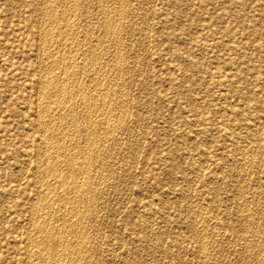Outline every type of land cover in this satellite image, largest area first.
I'll return each instance as SVG.
<instances>
[{
  "label": "rangeland",
  "instance_id": "rangeland-1",
  "mask_svg": "<svg viewBox=\"0 0 264 264\" xmlns=\"http://www.w3.org/2000/svg\"><path fill=\"white\" fill-rule=\"evenodd\" d=\"M53 57L86 67L94 105L113 93L112 112L74 101L99 144L79 202L45 173L54 99L43 83L65 80ZM80 207L81 240L69 224ZM42 215L64 224V249L37 247ZM263 246L264 0H0V264H264Z\"/></svg>",
  "mask_w": 264,
  "mask_h": 264
},
{
  "label": "bare ground",
  "instance_id": "bare-ground-1",
  "mask_svg": "<svg viewBox=\"0 0 264 264\" xmlns=\"http://www.w3.org/2000/svg\"><path fill=\"white\" fill-rule=\"evenodd\" d=\"M75 1V0H74ZM79 1V0H78ZM85 1V0H84ZM70 2V1H69ZM103 2V1H102ZM55 3V2H54ZM58 3V2H57ZM62 3V2H61ZM70 4H72V3H70ZM73 4H74V2H73ZM75 4H76V2H75ZM84 4V3H83ZM88 4V3H87ZM101 4V3H100ZM112 4V3H111ZM121 4V3H120ZM53 5V4H52ZM58 5V4H57ZM89 5V4H88ZM62 6V5H61ZM75 6V5H74ZM76 6H77V4H76ZM98 6V5H97ZM102 6V5H101ZM70 8L69 9H71L70 11L72 12V9L74 8L73 6H69ZM73 7V8H72ZM78 7V6H77ZM86 7V6H85ZM54 8V7H53ZM56 8V7H55ZM106 8V7H105ZM109 8V7H108ZM126 8V7H125ZM51 9V8H50ZM83 9H85V8H83ZM96 9V8H95ZM112 9H114V8H112ZM99 10V9H98ZM48 12H49V10H47ZM89 11V10H88ZM119 11V10H118ZM123 11V10H122ZM39 12V11H38ZM48 12H46L45 11V13H48ZM69 12V11H68ZM86 12V11H85ZM110 12H111V10H110ZM121 12V11H120ZM75 13V12H74ZM106 13V12H105ZM50 14V13H49ZM59 14V13H58ZM91 14H94V13H91ZM120 13L118 12V15H119ZM107 15V14H106ZM50 16V15H49ZM57 16V15H56ZM63 16V15H62ZM91 17V16H90ZM98 17V16H97ZM50 18V17H49ZM48 18V19H49ZM95 18V17H94ZM51 19V18H50ZM92 19V18H91ZM44 20V19H43ZM53 20V19H52ZM65 20V19H64ZM69 20H71V19H69ZM100 21V20H99ZM108 21H110V20H108ZM108 21H106L105 22V24H103V26H105V25H107V28L108 29H110V31L113 33V34H116V23H109ZM116 21V20H115ZM83 22V21H82ZM88 22V21H87ZM86 22V23H87ZM44 23V22H43ZM81 23V22H80ZM84 23V22H83ZM102 23V22H101ZM121 23V22H120ZM125 23V22H124ZM51 24V23H50ZM78 24V23H77ZM95 24V23H94ZM123 24V23H122ZM120 25V24H119ZM40 26V25H39ZM96 26V25H95ZM144 26V25H143ZM134 27V26H133ZM63 28V27H62ZM67 29V28H66ZM77 29V28H76ZM88 29V28H87ZM91 29V28H90ZM59 30V29H58ZM107 30V29H106ZM119 30V29H118ZM100 31V30H99ZM102 31V30H101ZM72 32V31H71ZM87 32V31H86ZM92 32H94V31H92ZM96 32V31H95ZM111 32H107V34H110ZM88 33V32H87ZM119 33H120V31H119ZM125 33V32H124ZM45 35V34H44ZM54 35V34H53ZM64 35V34H63ZM85 35V34H84ZM112 35V34H111ZM110 35V36H111ZM101 36V35H100ZM59 37V36H58ZM65 37V36H64ZM63 37V38H64ZM85 37V36H84ZM83 37V38H84ZM88 37V36H87ZM86 37V38H87ZM113 37L115 38V35H113ZM113 37H110V38H112L113 39ZM38 38V37H37ZM57 38V37H56ZM123 38V37H122ZM53 40V39H52ZM88 40V39H87ZM114 40V39H113ZM123 40V39H122ZM79 41V40H78ZM95 41V40H94ZM111 41V40H110ZM118 41V40H117ZM49 42V41H48ZM66 42V41H65ZM84 42V41H83ZM97 42V41H96ZM100 42V41H99ZM102 43V42H101ZM112 43V42H111ZM49 44V43H48ZM82 44V43H81ZM113 45V44H112ZM203 45V44H202ZM206 45V44H205ZM99 46V45H98ZM108 46V45H107ZM126 46V45H125ZM43 47V46H42ZM88 47V46H87ZM86 47V48H87ZM128 47V46H127ZM130 47V46H129ZM100 48V47H99ZM113 48V47H112ZM121 48V47H120ZM58 49V48H57ZM56 49V50H57ZM69 49V48H68ZM92 49V48H91ZM90 49V50H91ZM41 50V49H40ZM71 50V49H70ZM89 50V49H88ZM120 50V49H119ZM130 50V49H129ZM43 51V50H42ZM62 51V50H61ZM68 51V50H67ZM86 51V50H85ZM92 51V50H91ZM64 52V51H63ZM69 52V51H68ZM113 52V51H112ZM116 52V51H115ZM118 52V51H117ZM67 53V52H66ZM86 53V52H85ZM87 53H89V52H87ZM96 53V52H95ZM106 53V52H105ZM114 53V52H113ZM123 53V52H122ZM40 54V53H39ZM111 54V53H110ZM109 54V55H110ZM91 55V54H90ZM123 55V54H122ZM48 56V55H47ZM96 56V55H95ZM41 57V56H40ZM102 57V56H101ZM114 57V56H113ZM39 58V57H38ZM54 58V57H53ZM86 58V57H85ZM50 59H52V58H50ZM104 59V58H103ZM74 60V59H73ZM95 61V60H94ZM113 61V60H112ZM38 62V61H37ZM50 62V61H49ZM73 62V61H72ZM114 62H115V60H114ZM145 62V61H144ZM52 63H56V64H59L60 65V70H61V73L59 72L58 74H63L64 75V78H65V80H67V79H71V83H72V87H70V86H68V87H66V81L64 80H60L59 79V77L61 78V76H59L58 77V79H50V80H52V81H45L44 83H43V85H45V86H49V91H50V93H51V96L50 97H53V105H52V109L51 110H54V115H53V118H52V122H54V127H52L53 129H51V134H50V141H51V145H50V148H52V150H53V157H52V159H49V161H47V166H46V168H47V170H46V168H44L43 170H46L45 171V173H47L46 175H48V174H51V175H55L54 177L55 178H57V183L58 184H56V185H59L60 187H62V186H67V185H71V188H72V190H71V188H70V190H71V192L73 193V195L71 196V197H74L75 198V201H78L79 202V200H77L78 198H79V195L81 194V193H83L84 192V189H85V187H86V183L88 182H84L85 181V179H84V181H83V179H82V175H86V173H87V168H88V166L90 165V163L95 159V158H97L96 156H97V154H98V150H99V144L98 145H96L95 144V142H93L91 139H90V134L92 133L91 131H92V127L94 128V126H92V125H94L92 122H94V121H90V123H87V121L85 122V121H82L83 122V124L79 127V124H77V115H76V111H75V107H74V101L77 99V100H80V101H82V106L84 107V109H85V112L87 111V112H89V110H94L93 112H95V113H97L98 112V110H102L103 112H104V109H106V110H110L111 112L115 109V106H113V103H112V100H114V99H112V96H111V94H113V93H110V95H109V91H104V90H102V92L100 91V93H99V102H98V104H96V105H94V102H92L91 100H92V93H90V91L86 88V87H84V86H82V81H81V83H80V81H79V78H78V75H80V74H82L81 73V71L83 70V69H85V68H83V66H81L79 69H77L76 70V68L77 67H75V70H73V69H71L70 68V60H68V57H56V58H54V60L52 61ZM80 63H83V62H80ZM80 63H79V65H80ZM87 63V62H86ZM122 63V62H121ZM72 64V63H71ZM113 64V63H112ZM52 65V64H51ZM78 64H76V66H77ZM91 65V64H90ZM100 65V64H99ZM47 66V65H46ZM84 66H85V63H84ZM48 67V66H47ZM110 67V66H109ZM120 67H122L121 65H120ZM83 68V69H82ZM92 68H94V67H92ZM103 68V67H102ZM70 69V70H69ZM118 69V68H117ZM122 70V69H121ZM120 70V71H121ZM96 71V70H95ZM105 72V71H104ZM57 73V72H56ZM120 73V72H119ZM39 74V73H38ZM87 74V73H86ZM95 74V73H94ZM100 74V73H99ZM116 75H118V73L116 74ZM115 75V76H116ZM47 76V75H46ZM55 76V75H54ZM53 76V77H54ZM58 76V75H57ZM44 77V76H43ZM42 77V78H43ZM103 77V76H102ZM114 77V76H113ZM42 78H41V80H42ZM46 78V77H45ZM85 78V77H84ZM99 78H100V76H99ZM104 78V77H103ZM81 79H82V77H81ZM121 79V78H120ZM49 80V79H48ZM91 80H94V79H92L91 78ZM122 80V79H121ZM103 81V80H102ZM123 81V80H122ZM92 82V81H91ZM117 82H119V81H117ZM40 83V82H39ZM42 83V82H41ZM97 83V82H96ZM103 83V82H102ZM43 85L41 86V87H43ZM83 85H84V83H83ZM89 85V84H88ZM86 86H87V84H86ZM91 86V85H90ZM98 86V85H97ZM93 87V86H92ZM91 87V88H92ZM113 87V86H112ZM116 88H118V87H116ZM90 89V88H89ZM124 90H125V88H123ZM98 90V89H97ZM108 90V89H107ZM121 90V89H120ZM49 91H47V92H49ZM116 91V90H115ZM112 92H113V90H112ZM133 92V91H132ZM118 94H120L119 92H117ZM123 94V93H122ZM42 95V94H41ZM40 95V96H41ZM116 95V94H115ZM115 95H113V96H115ZM110 96V97H109ZM118 96V95H117ZM121 96V95H120ZM119 96V97H120ZM98 97V96H97ZM127 97V96H126ZM114 98V97H113ZM116 99H117V97H116ZM120 99V101H121V99H123L122 97L121 98H119ZM45 100V99H44ZM52 101V100H51ZM49 102V101H48ZM47 102V103H48ZM92 102V103H91ZM118 102V101H117ZM122 102V101H121ZM39 103V102H38ZM77 103V102H76ZM128 103V102H127ZM49 104V103H48ZM50 104H51V102H50ZM118 104V103H117ZM114 105H116L115 103H114ZM119 105V104H118ZM49 107H50V105H48ZM80 106H81V103H80ZM81 106V107H82ZM120 106V105H119ZM48 107V108H49ZM79 107V106H78ZM46 108V107H45ZM126 108V107H125ZM38 109V108H37ZM49 110V109H48ZM47 110V111H48ZM46 111V110H45ZM75 111V112H74ZM78 111V110H77ZM109 111V112H110ZM120 109H119V113H120ZM49 112V111H48ZM47 112V113H48ZM92 112V111H91ZM115 112H117V111H115ZM50 113V112H49ZM48 113V114H49ZM81 113V112H80ZM121 114V113H120ZM46 115V114H45ZM44 115V116H45ZM79 115V114H78ZM86 115H88V114H86ZM42 116V115H41ZM51 116V115H50ZM109 116V115H108ZM119 116V115H118ZM126 116V115H125ZM43 118V117H42ZM51 118V117H50ZM49 118V119H50ZM115 118V117H114ZM124 118V117H123ZM122 118V119H123ZM98 119V118H97ZM42 121L44 120V119H41ZM109 120V119H108ZM49 121V120H48ZM111 121V120H110ZM108 121L107 122V120H106V122H104L105 123V132L106 133H109L111 130H113L115 127H117V119L115 118V120L113 119V121ZM41 122V121H40ZM44 122V124H45V120L43 121ZM50 122H51V119H50ZM50 122H48V123H50ZM85 122V123H84ZM119 122V121H118ZM64 123V124H63ZM36 124H37V122H36ZM43 124V123H42ZM51 124H53V123H51ZM64 125V126H62V128H61V125ZM92 124V125H91ZM48 125V124H47ZM46 124L44 125L45 127L47 126ZM49 126V125H48ZM47 126V127H48ZM53 126V125H52ZM92 126V127H91ZM104 126V125H103ZM120 127V126H119ZM129 127V126H128ZM42 128V127H41ZM49 128V127H48ZM51 128V127H50ZM60 128V129H59ZM101 128V127H100ZM125 128V127H124ZM36 129V128H35ZM96 129V128H95ZM37 130V129H36ZM46 130V129H45ZM75 130H78L79 131V135H78V140H77V142L76 141H74V139L75 138H73L72 139V136H73V132L75 131ZM115 130V129H114ZM95 131V130H94ZM229 131V130H228ZM44 132V131H43ZM46 132V131H45ZM104 132V131H103ZM42 134V133H41ZM46 135V134H45ZM44 135V136H45ZM56 135H58V137L56 136ZM108 135V134H107ZM46 136H48V135H46ZM45 136V137H46ZM92 137V136H91ZM46 139V138H45ZM48 139V138H47ZM120 139V138H119ZM95 140V139H94ZM115 140V139H114ZM113 140V141H114ZM49 141V140H48ZM92 141V142H91ZM97 141V140H96ZM112 141V142H113ZM47 143V141H44V143ZM80 142L82 143V144H80ZM115 142V141H114ZM80 144V148L78 147V145L77 144ZM118 143V142H117ZM111 144V143H110ZM116 145V144H115ZM49 146V145H48ZM121 146V145H120ZM47 147V146H46ZM44 147L45 149H48L49 150V148L47 147ZM43 148V147H42ZM102 148V147H101ZM251 148V147H250ZM104 149V148H103ZM44 150V149H43ZM93 150H95V151H93ZM106 150V149H105ZM50 151V150H49ZM102 151V150H101ZM132 151V150H131ZM44 152V151H43ZM51 152V151H50ZM109 152V151H108ZM107 152V153H108ZM139 152V151H138ZM210 152V151H209ZM46 153V152H45ZM35 154H37V153H35ZM100 154V153H99ZM119 154V153H118ZM51 155V154H50ZM109 155V154H108ZM110 156V155H109ZM131 156V155H130ZM48 157V156H47ZM40 158H41V156H40ZM43 158V157H42ZM48 158H50V157H48ZM104 158V157H103ZM129 158V157H128ZM36 159V158H35ZM44 159H46V158H44ZM130 159V158H129ZM48 160V159H47ZM105 160V159H104ZM247 160V159H246ZM36 162V161H35ZM43 162V161H42ZM97 162V161H96ZM125 162V161H124ZM246 162V161H245ZM45 163H43L44 165H46ZM117 163V162H116ZM42 164V163H41ZM98 164V163H97ZM125 164V163H124ZM96 165V164H95ZM119 165V164H118ZM39 166V165H38ZM42 166V165H41ZM92 166H94V165H92ZM104 166V165H103ZM37 167V166H36ZM40 167V166H39ZM90 167V166H89ZM113 167V166H112ZM37 169V168H36ZM40 169H41V167H40ZM107 169V168H106ZM117 169V168H116ZM75 171L74 173H75V175H76V172L78 173L77 174V177L76 176H74V177H76V178H73V179H71V176H72V174H71V176H70V172L69 171ZM91 170V169H90ZM41 171V170H40ZM71 171V172H72ZM104 171V170H103ZM95 172V171H94ZM108 172V171H107ZM111 172V171H110ZM34 173V172H33ZM44 173V172H43ZM41 174V173H40ZM88 174V173H87ZM102 174V173H101ZM43 175V174H42ZM45 175V174H44ZM43 175V176H44ZM45 175V176H46ZM87 176V175H86ZM50 177V176H49ZM78 177L79 178H81V179H78ZM43 179H44V177H42ZM41 178V179H42ZM209 179V178H208ZM39 180V179H38ZM51 180H53V179H51ZM51 180H50V183H52L51 182ZM44 181V180H43ZM47 181H48V179H47ZM54 181V180H53ZM55 182V181H54ZM49 183V184H50ZM104 183V182H103ZM95 184V183H94ZM44 186V185H47L48 187H50L48 184H44V182H43V184H41V186ZM54 185V184H53ZM47 186L46 187H44V188H46L47 189ZM97 186V185H96ZM56 187V186H55ZM68 187V186H67ZM88 187V186H87ZM66 188V187H65ZM91 188V187H90ZM40 189V188H39ZM49 189H51V188H49ZM59 189H61V188H59ZM68 189V188H67ZM87 189V188H86ZM85 189V190H86ZM43 190V189H42ZM57 190V189H56ZM69 190V191H70ZM35 191V190H34ZM46 191V190H45ZM54 191V190H53ZM87 191V190H86ZM102 191V190H101ZM39 192V191H38ZM43 193H44V191H42ZM41 192V193H42ZM56 192V191H55ZM54 192V194H56L57 192H59V191H57L56 193ZM64 192H65V190H64ZM63 192V193H64ZM97 192V191H96ZM40 193V192H39ZM85 193V192H84ZM57 194H59V193H57ZM62 194V193H61ZM99 194V193H98ZM39 195V194H38ZM44 195V194H43ZM46 195V194H45ZM44 195V196H45ZM48 195H49V193H48ZM53 195V194H52ZM60 195V194H59ZM87 195V194H86ZM36 196V195H35ZM61 196V195H60ZM60 196H59V199H60ZM38 197V196H37ZM43 197V196H42ZM42 197H39V198H42ZM51 197V196H50ZM53 197V196H52ZM81 197V196H80ZM84 197H85V195H84ZM92 197H94V196H92ZM45 198H46V196H45ZM68 198H70V197H68ZM47 199H49L50 200V198H47ZM52 199V198H51ZM58 199V198H57ZM63 199V198H62ZM66 199V198H65ZM73 199V198H72ZM85 199H87L86 197H85ZM35 200H36V198H35ZM34 200V201H35ZM42 200H44V197H43V199H41V202L40 203H42ZM49 200H46L45 199V201H49ZM55 200H56V198H55ZM55 200H53V201H55ZM95 200V199H94ZM63 201H64V199H63ZM62 201V202H63ZM73 201H74V199H73ZM83 201V200H82ZM57 202V201H56ZM66 202H68V201H66ZM70 202H71V200H70ZM69 202V203H70ZM43 203H44V201H43ZM42 203V204H43ZM58 203V202H57ZM76 203V202H75ZM84 203V202H83ZM82 203V204H83ZM45 204V203H44ZM46 204H47V202H46ZM45 204V205H46ZM51 204V203H50ZM65 204V203H64ZM78 204V203H77ZM33 205V204H32ZM36 205H37V202H36ZM57 205V204H56ZM60 205V204H59ZM59 205H57V206H59ZM70 205H72V204H70ZM85 205V204H84ZM83 205V207H85ZM245 205V204H244ZM38 206V205H37ZM43 206V205H42ZM42 206H40V208L42 209ZM62 206H64V205H62ZM76 206V205H75ZM80 206H82V205H80ZM97 206V205H96ZM256 206V205H255ZM39 207V206H38ZM49 207V206H48ZM60 207H61V205H60ZM89 207V206H88ZM200 207V206H199ZM37 208V207H36ZM51 208H52V205H51ZM55 208V207H54ZM62 208H64V207H61V209ZM57 209H58V207H57ZM68 209V208H67ZM86 209V208H85ZM88 209H90V207L88 208ZM250 209V208H249ZM43 210V209H42ZM49 210V209H48ZM51 210V209H50ZM55 211H56V209H54ZM66 210V209H65ZM69 210V209H68ZM80 210H82L81 209V207H80V209H76V208H73V209H71V213L72 214H70L69 212H68V214H70V215H72L73 217H71V219L69 220L70 221V225H71V223L75 226V231H76V233L75 234H77L78 236L76 237V238H78V237H80L83 233H85V232H83V229H81V227H80V225H81V222L82 221H84L82 218H84L85 219V217H82V214H81V211ZM251 210V209H250ZM249 211V210H248ZM33 212V211H32ZM41 212V211H40ZM48 212V211H47ZM47 212H45L44 214H46ZM54 212V211H53ZM63 212H65V211H62L61 212V214L63 213ZM50 213V212H49ZM48 213V216L50 215ZM57 213V212H56ZM240 213H241V211H240ZM86 214H87V212H86ZM85 214V215H86ZM242 214V213H241ZM56 215V214H55ZM59 215V214H58ZM67 215V214H66ZM83 215H84V213H83ZM36 216V215H35ZM38 216V215H37ZM43 216V215H42ZM50 216H52V215H50ZM49 216V217H50ZM60 217H61V215H59ZM63 217H64V215H62ZM39 217V216H38ZM44 217V216H43ZM58 217V216H57ZM66 217V216H65ZM65 217H64V219H65ZM90 217V216H89ZM259 217V216H258ZM45 218V217H44ZM47 219H48V217H46ZM41 219L42 220V222L40 223V221H39V223L38 224H40V225H38V227H39V229L38 230H40L41 228V224H42V226H45V224L47 223V219ZM62 218V217H61ZM69 218H70V216H69ZM50 219V218H49ZM53 219H55V218H53ZM63 219V218H62ZM32 220V219H31ZM38 220V219H37ZM51 220V219H50ZM60 220V219H59ZM210 220V219H209ZM241 220V219H240ZM263 220V219H262ZM54 221H58V219L57 220H54ZM247 221V220H246ZM250 221V220H249ZM33 222V221H32ZM37 222V221H36ZM66 222V221H65ZM244 222V221H243ZM256 222V221H255ZM50 223V222H49ZM82 223H84V222H82ZM87 223H88V220H87ZM34 224H35V222H34ZM34 224H32L33 226H34ZM53 224H55V223H53ZM57 224V223H56ZM66 224V223H65ZM207 224V223H206ZM249 224V223H248ZM47 225H48V223H47ZM57 225H59V224H57ZM45 226L46 228H42L43 230H44V233H43V236H42V238H40V239H36L37 241H36V244H37V247L39 246H41V250L42 251H44V250H49V249H54L55 247H56V250H57V248L59 247V246H62V248L64 249L65 248V246H67V244H66V238H64V235L62 234V229L63 228H61V227H63L64 226V224H62L63 226ZM68 225V224H67ZM66 225V226H67ZM83 225V224H82ZM239 225V224H238ZM32 226V227H33ZM35 227V226H34ZM33 227V228H34ZM31 228V227H30ZM69 228V227H68ZM67 227L65 228V229H68ZM70 229H71V227L69 228V231H70ZM216 229V228H215ZM28 230V229H27ZM35 230H37V228L35 229ZM89 230V229H88ZM258 230V229H257ZM72 231H74V230H72ZM74 231V232H75ZM85 231H86V229H85ZM40 232H41V230H40ZM71 232V231H70ZM91 232V231H90ZM38 233H39V231H38ZM65 233V232H64ZM254 233V232H253ZM258 233H260V232H258ZM41 235V234H40ZM263 235V234H262ZM26 236V235H25ZM33 236V235H32ZM35 236V235H34ZM196 236H198V235H196ZM30 237V236H29ZM38 238H39V236H37ZM36 237V238H37ZM65 237H67V236H65ZM84 237V236H83ZM86 237V236H85ZM247 237V236H246ZM32 238V237H31ZM89 238V237H88ZM219 238V237H218ZM78 239H80V238H78ZM77 239V240H78ZM81 239H82V237H81ZM80 239V240H81ZM27 240H29V239H27ZM68 240V239H67ZM79 240V242H81ZM87 240V239H86ZM92 240V239H91ZM76 241V240H75ZM73 242V241H72ZM78 242V241H77ZM85 242V241H84ZM87 242V241H86ZM256 242V241H255ZM35 243V242H34ZM34 243H33V246H35L34 245ZM53 243V244H52ZM96 243V242H95ZM94 243V244H95ZM249 243V242H248ZM251 243V242H250ZM253 243V242H252ZM72 244V243H71ZM75 244H76V242H75ZM79 244V243H78ZM81 244V243H80ZM29 245H30V243H29ZM31 245H32V242H31ZM47 245H48V247H47ZM84 245V244H83ZM82 245V246H83ZM89 245V244H88ZM87 245V246H88ZM204 245V244H203ZM252 245H254V244H252ZM257 245V244H256ZM74 246V245H73ZM81 246V245H80ZM79 246V247H80ZM81 246V247H82ZM99 246V245H98ZM251 246V245H250ZM255 246V245H254ZM70 247V246H69ZM79 247H77L78 249H80ZM252 247V246H251ZM259 247V246H258ZM74 249H75V246L73 247ZM88 248V247H87ZM206 248V247H205ZM204 248V249H205ZM249 248V247H248ZM262 248H264V246L262 247ZM28 249H29V247H28ZM39 249V250H40ZM72 249V248H71ZM251 249V248H250ZM41 250H40V252H41ZM249 250V249H248ZM254 250V249H253ZM263 250V249H262ZM55 251V250H54ZM53 251V252H54ZM72 251L74 252V250L72 249ZM78 251V250H77ZM76 251V252H77ZM80 251V250H79ZM84 251V250H83ZM52 252V251H51ZM52 252V253H53ZM69 252H70V250H69ZM98 252V251H97ZM204 252V251H203ZM251 252V251H250ZM259 252V251H258ZM37 253H39L38 251H37ZM55 253V252H54ZM53 253V254H54ZM65 253H66V255L68 254V251H61L60 252V255H58V257L57 258H55V260L56 259H60L61 260V258L62 257H64L65 256ZM80 253V252H79ZM237 253V252H236ZM29 254V253H28ZM39 254H41V253H39ZM57 254H58V252H57ZM71 254V253H70ZM48 255V254H47ZM63 255V256H62ZM73 255V254H72ZM80 255V254H79ZM90 255V254H89ZM27 256V255H26ZM30 256V255H29ZM33 256V255H32ZM49 256V255H48ZM52 256V255H51ZM55 256V255H54ZM71 256V255H70ZM81 256V255H80ZM38 257V256H37ZM74 257H76V256H74ZM79 257V256H78ZM259 257V256H258ZM47 258V257H46ZM49 258V257H48ZM53 258V257H52ZM68 258H69V256H68ZM77 258V257H76ZM206 258V257H205ZM30 259V258H29ZM66 259V258H65ZM78 259H80V258H78ZM258 259V258H257ZM36 260V259H35ZM45 260H47V259H45ZM44 260V261H45ZM63 260H64V258H63ZM62 260V261H63ZM67 260V259H66ZM70 260V259H69ZM73 260V259H72ZM75 260H77V259H75ZM92 260H94V259H92ZM25 261V260H24ZM51 262L53 261V260H50ZM49 261V262H50ZM61 261V262H62ZM79 261V260H78ZM84 261V260H83ZM55 263H56V261H54ZM57 262H58V260H57ZM89 262V261H88ZM64 263V262H63ZM69 263V262H68ZM67 263V264H68ZM78 264H81L80 262H77ZM46 264H47V262H46ZM49 264V263H48ZM51 264V263H50ZM52 264H53V262H52ZM64 264H66V262L64 263ZM70 264V263H69ZM72 264H73V261H72ZM76 264V263H75Z\"/></svg>",
  "mask_w": 264,
  "mask_h": 264
}]
</instances>
